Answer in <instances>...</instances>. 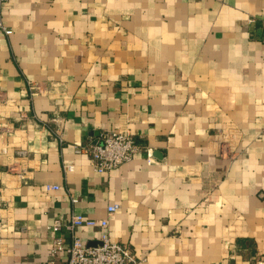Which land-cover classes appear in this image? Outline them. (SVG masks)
<instances>
[{
    "label": "crops",
    "instance_id": "crops-1",
    "mask_svg": "<svg viewBox=\"0 0 264 264\" xmlns=\"http://www.w3.org/2000/svg\"><path fill=\"white\" fill-rule=\"evenodd\" d=\"M0 19V264H59L50 226L73 214L139 264L264 259V0H11ZM111 130L151 162L95 172Z\"/></svg>",
    "mask_w": 264,
    "mask_h": 264
},
{
    "label": "built area",
    "instance_id": "built-area-1",
    "mask_svg": "<svg viewBox=\"0 0 264 264\" xmlns=\"http://www.w3.org/2000/svg\"><path fill=\"white\" fill-rule=\"evenodd\" d=\"M11 0H0V12ZM0 30L5 35H10L0 19ZM30 95H34L31 82H27ZM90 156L94 171L105 173L121 165L131 162L135 155L144 153L147 163L151 162L152 153L148 147H142L130 135L117 131H106L101 134L100 140L90 147ZM79 153V151H78ZM24 156L23 152L19 153ZM64 173L72 172L73 166L69 163L63 165ZM46 191H56L58 185H46ZM119 210L116 203L109 204L106 208L108 216L114 215ZM80 228H88L97 234L95 243L99 245L87 246L80 234ZM108 219L95 220L73 214L65 224L54 220L50 226L51 248L55 258L60 259L59 264H139L130 253L126 245L114 242L108 234ZM63 232L69 237L65 239ZM264 259L258 261L263 264Z\"/></svg>",
    "mask_w": 264,
    "mask_h": 264
},
{
    "label": "water",
    "instance_id": "water-1",
    "mask_svg": "<svg viewBox=\"0 0 264 264\" xmlns=\"http://www.w3.org/2000/svg\"><path fill=\"white\" fill-rule=\"evenodd\" d=\"M91 245H94L95 246V245H99V244H97L95 242L94 243H87V246H91Z\"/></svg>",
    "mask_w": 264,
    "mask_h": 264
}]
</instances>
